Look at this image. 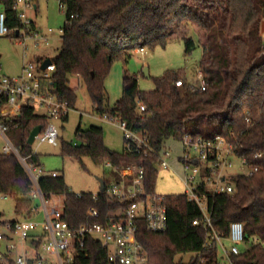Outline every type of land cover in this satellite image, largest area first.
Listing matches in <instances>:
<instances>
[{"label": "trees", "instance_id": "trees-1", "mask_svg": "<svg viewBox=\"0 0 264 264\" xmlns=\"http://www.w3.org/2000/svg\"><path fill=\"white\" fill-rule=\"evenodd\" d=\"M38 3L39 0H27ZM65 6L66 21L58 54L48 84L71 108L77 102L76 88L71 78L79 77L86 85L95 111L104 116L118 117L136 132H144L150 145L158 152L169 139L182 140L186 134L194 137H225L236 146V152L259 166L253 175L233 177L235 192L210 196L214 230L228 237L234 221L244 223L245 239L258 235L261 242L252 244L238 254H231L225 264H264V0H190L188 6L176 8L164 23L152 22L164 17L178 0H59ZM19 0H0L11 30L23 21ZM178 25L195 24L201 30L196 41L190 34L173 29ZM34 25V21H32ZM9 36L15 37L11 33ZM180 37L187 55L197 45L202 48L199 68L206 89L194 87L185 72L168 71L155 77V88L149 92L139 88L138 76L125 71L123 94L110 107L105 79L116 59L125 63L140 47L154 49L166 46ZM182 77L185 85L178 88L175 80ZM1 100V99H0ZM3 101H0V104ZM140 104L146 106L140 110ZM7 125V136L28 161L40 165V156L28 143L31 130L49 118L25 104L14 117L1 118ZM68 119V114L62 117ZM1 120V121H2ZM81 142L63 143V152L82 158L89 156L97 164L111 161L115 165L135 162L145 167V186L155 193L159 173L158 157L144 152H124L110 149L104 142L102 126L79 127ZM261 153V156L256 154ZM38 185L46 199L64 197V219L72 225L106 222L110 213L121 204L107 197L102 190L94 201L92 192L71 191L61 175H43ZM34 183L25 166L13 153L0 152V194L16 200V212L29 215L34 211ZM168 224L165 230L152 232L140 223L139 240L147 251L150 264H224L219 246L205 248L212 228L194 224L202 219L200 207L185 194L166 195ZM91 206L101 216L88 215ZM13 221V220H12ZM7 221H2L4 225ZM36 246L40 241L33 240ZM180 254H191L188 260ZM70 264H111L108 250L93 237H86Z\"/></svg>", "mask_w": 264, "mask_h": 264}, {"label": "built area", "instance_id": "built-area-1", "mask_svg": "<svg viewBox=\"0 0 264 264\" xmlns=\"http://www.w3.org/2000/svg\"><path fill=\"white\" fill-rule=\"evenodd\" d=\"M23 1L29 6L31 3ZM18 2V3H19ZM62 7L65 8L63 5ZM20 10V9H19ZM20 17L23 25L20 28L11 30L6 23V14L0 9V36H9L11 33L27 50V38H33L35 45L42 43L49 44L53 28L47 32L39 31L32 21L27 18L20 10ZM19 32L16 35V32ZM63 32V28L61 29ZM137 50L145 52V47ZM27 57V52H25ZM46 58L38 57L35 59L24 60L20 74L9 76L0 74V132L4 135L6 142L3 152L15 154L25 166L37 189L33 188L32 195L39 193L44 201L45 216L42 221L31 218H21L8 221L4 226L9 233L0 231V240L8 239L7 248L15 249L17 244L15 237L22 243L31 239L40 241L38 247L41 252L25 257L18 256L16 264H70L77 253L78 245L83 244L88 236L100 241L108 250L111 264H150L147 251L139 240L138 234L140 223L144 222L148 230L160 232L166 229L168 224V208L165 204V194L150 193L145 186V167L135 162L115 165L107 161L105 166L110 169L112 179L107 183L103 190L107 197L121 204L120 208L110 213L106 222L80 223L72 225L64 219V204L62 209L57 206L48 208L47 199L39 188L38 180L43 173L40 165L31 163L27 157L21 155L17 147L7 136L8 125L1 119L3 117L17 116L25 104L44 109V114L49 118L46 126L37 135L39 142H48L56 145L60 138L58 126L51 122L53 119L62 118L71 109L67 100L60 99L51 90L48 82L55 70L53 61L45 68H42ZM199 75L202 79L199 86L201 90L206 89V82L199 68ZM175 85L181 88L185 85L183 78L175 80ZM140 110L145 111L146 106L140 104ZM104 117L110 121L117 122L124 131L126 144L124 152H144L145 156L156 155L158 157L159 169H169L171 167L168 158L171 151L166 147L161 151L155 150L149 143V139L144 132L132 130L125 121L118 117ZM2 120V121H1ZM186 147L180 162L184 167V173L179 176L187 187L185 195L190 201H194L200 207L203 218L194 219V224H203L205 227L212 228L209 233L205 248L219 246V251L223 259H228L231 254L241 252V246H249L261 242L258 235L252 236L249 241L245 239L244 223L234 221L230 225L228 237L219 235L213 228L210 210V196L219 193L233 194L236 190L233 177L239 174L253 175L259 170V166L250 165L246 157L240 156L236 152V146L225 137L216 136L214 138L194 137L186 134L180 140ZM75 143V142H74ZM261 156V153L256 154ZM235 168L236 170H233ZM59 173L52 171L50 175L57 176ZM72 191V190H71ZM81 192L76 195L81 196ZM94 201L99 199V192L93 193ZM88 215L93 218L101 216L100 210L91 206ZM230 242L226 246L224 240ZM48 255L55 256L56 261H50ZM0 257L2 255L0 254ZM225 264V262H223Z\"/></svg>", "mask_w": 264, "mask_h": 264}, {"label": "rangeland", "instance_id": "rangeland-1", "mask_svg": "<svg viewBox=\"0 0 264 264\" xmlns=\"http://www.w3.org/2000/svg\"><path fill=\"white\" fill-rule=\"evenodd\" d=\"M190 0H178L174 7L168 9L164 17L155 18L154 23H164L178 7L188 6ZM18 8L24 12L25 16L34 21L36 28L41 32H47L49 28H53L54 32L49 44L42 43L35 45L33 38H27V50L25 46L19 42L16 37L0 36V74L15 76L20 74L24 60L41 58H54L62 44V31L66 21V13L64 7L61 6L59 0H39L38 3H32L27 6L23 1L18 3ZM0 9H3L0 6ZM173 29L182 34H190L197 41L201 30L195 24L183 23L178 25L173 23ZM261 32L264 37V19L262 21ZM27 52V57L25 56ZM202 57V48L197 45L192 54L187 55L185 51L184 39L177 37L171 39L166 46H158L154 49L146 48L145 52L135 50L133 56L127 63L123 59H116L105 79V87L108 94V103L113 107L123 94V78L125 71L138 76L139 88L142 91L149 92L156 86L155 77L161 76L168 71L185 72V77L192 85L199 86L202 79L199 75V61ZM149 68V77L143 72L144 67ZM182 78V77H181ZM72 87L76 88L77 102L75 108H71L68 113V119H53L60 132V138L56 145L48 142H39L35 140L33 148L40 156V167L43 170L42 175H48L52 171H56L63 176L68 187L74 192H93L98 193L101 190L99 178H103L108 182L112 176L110 169L103 164H97L89 156H83L81 159L70 156L63 152V143H72L74 141L81 142L76 134L79 127L87 129L93 124L103 127L104 142L112 150H123L126 139L124 131L116 122L106 119L98 114L88 94L86 85L77 76L71 78ZM38 113H44V109L37 108ZM6 139L0 132V152L3 151ZM166 147L171 151V157L168 158L171 167L169 169H159L156 180V192L165 195L184 194L186 186L182 181L180 174L184 173V167L180 162V158L184 155L186 147L182 142L175 139L166 141ZM233 170H236L233 168ZM34 189L37 187L34 185ZM33 207L37 210L33 211V220L42 221L45 216L44 201L39 193L32 195ZM48 208L57 206L62 209L64 197L53 195L47 199ZM16 212V200L12 197H6L0 194V231L9 233L8 229L2 224V221H12L18 217ZM17 247L9 250L7 248L8 239L0 240V264H16L15 260L18 256H31L36 251L42 250L28 242L22 243L15 237ZM226 246L230 245L228 240H224ZM246 246H241L244 249ZM191 254H180L177 258L183 256L185 260L190 258ZM50 261L55 262L56 257L48 255ZM225 263L228 262L226 259Z\"/></svg>", "mask_w": 264, "mask_h": 264}, {"label": "water", "instance_id": "water-1", "mask_svg": "<svg viewBox=\"0 0 264 264\" xmlns=\"http://www.w3.org/2000/svg\"><path fill=\"white\" fill-rule=\"evenodd\" d=\"M35 7H36V5H35ZM18 33H19V32L17 31V32H16V35H18ZM0 56H1V54H0ZM51 61H52V60H51L50 57L46 58L45 61L43 62L42 68L45 69V68L51 63ZM143 72H144V74H145L146 76L149 77V68H148L147 66L144 67ZM42 129H43V125L40 124V125L35 126V127L31 130V132H30V134H29V137H28V143H29V144L33 145V143H34L35 140H36L37 135L42 131ZM99 180H100V183H101V190L103 191V190L105 189V180H104L103 178H99Z\"/></svg>", "mask_w": 264, "mask_h": 264}, {"label": "crops", "instance_id": "crops-1", "mask_svg": "<svg viewBox=\"0 0 264 264\" xmlns=\"http://www.w3.org/2000/svg\"><path fill=\"white\" fill-rule=\"evenodd\" d=\"M1 10H2V9H1ZM34 25L36 26L35 22H34ZM34 210H37V208H34ZM18 215H19V216H18L16 219H14V220L21 219V218H24V217L30 218V217H32L33 212L30 213L29 215H23V214H20V213H18Z\"/></svg>", "mask_w": 264, "mask_h": 264}]
</instances>
